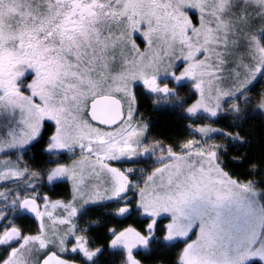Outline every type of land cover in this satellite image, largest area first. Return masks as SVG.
Returning <instances> with one entry per match:
<instances>
[{
	"label": "snow or ice",
	"instance_id": "obj_1",
	"mask_svg": "<svg viewBox=\"0 0 264 264\" xmlns=\"http://www.w3.org/2000/svg\"><path fill=\"white\" fill-rule=\"evenodd\" d=\"M226 73L231 84L223 87ZM258 78L264 0H0V182L18 185L0 191V245L10 248L0 264H76L62 258L67 252L97 264L104 249L77 219L105 201L115 205L106 213L113 220L141 219L107 229L121 264H142L141 252L180 240L178 264H264V190L233 178L224 146L208 142L217 132L243 138L201 125L193 133L203 143H149L136 108L142 87L156 103L175 101L187 118L241 120ZM189 83L198 98L185 108L180 91ZM49 126V167L10 158L40 143ZM77 149L70 164L56 158ZM139 157L159 166L133 179L136 169L113 164ZM86 173L99 181L91 191ZM45 180H70L72 200L41 195ZM18 213L34 215L35 234L14 223Z\"/></svg>",
	"mask_w": 264,
	"mask_h": 264
},
{
	"label": "trees",
	"instance_id": "obj_2",
	"mask_svg": "<svg viewBox=\"0 0 264 264\" xmlns=\"http://www.w3.org/2000/svg\"><path fill=\"white\" fill-rule=\"evenodd\" d=\"M137 109L142 123L148 125L145 138L149 143L162 141L164 144L178 146L189 139H197L199 134L193 133V128L199 125H210L213 128L220 129L224 133L233 135L239 134L243 140L235 141L227 135L217 136L218 145H223L222 160L233 178L241 181H255L258 185L257 190H264V112L258 108L259 94L264 92V78H260L248 92L251 103L244 109V119L236 120L231 114L223 113L215 119L200 116L199 119L187 118L184 110L176 106L175 101L154 102L153 96L146 95L145 90L138 87L136 90ZM193 93L187 85L180 91V98L186 99L185 108L194 100ZM243 107V98L240 101ZM195 121V123H193ZM50 125V122H49ZM53 131L52 127L47 128L40 143L35 144L26 154H22L24 165L29 168L39 170L49 167L46 162L50 159L48 154L44 153L48 136ZM178 150V148H177ZM61 163L68 164L71 157L68 153L56 157ZM133 165L141 166L143 170L151 171L155 163L153 157L139 158ZM40 194H48L53 199H69L71 197V188L67 181L56 184H48L46 180L37 184ZM10 187V185L5 186ZM115 207L111 202L92 205L88 211L78 217L80 228L86 229L90 239L94 242V247L104 249L103 254L97 260V264H121V256L118 252L108 248L110 234L107 232L109 227H126L128 224L139 226L141 219L133 215L123 222L113 220L106 215L110 207ZM14 223L19 226L25 234H35L38 231V221L31 214H17ZM164 223H167L165 220ZM164 224H161V228ZM183 240L177 241L173 245L164 244L154 245L151 251L141 252L139 259L142 264H178L179 254L184 247ZM10 248L6 245H0V260L6 259ZM70 260L80 263L81 257L74 253L63 254Z\"/></svg>",
	"mask_w": 264,
	"mask_h": 264
},
{
	"label": "rangeland",
	"instance_id": "obj_3",
	"mask_svg": "<svg viewBox=\"0 0 264 264\" xmlns=\"http://www.w3.org/2000/svg\"><path fill=\"white\" fill-rule=\"evenodd\" d=\"M138 43H139V41H138ZM141 46V49L143 50L144 49V47H145V45H143V44H141L140 45ZM181 71L183 70L182 69V67H181V69H180ZM225 76H226V79H225V82H224V84L222 85L223 87H228V86H230V84H231V79L230 78H228V76H227V73L225 74ZM260 78H258V80H259ZM257 80V81H258ZM256 83V82H255ZM254 83V84H255ZM190 89H191V91L193 92V96H194V100L193 101H191V103H193L194 101H195V99H197L198 97H197V94H195V92H194V90H192V86H191V84H190ZM142 88V87H141ZM138 89V88H137ZM136 89V90H137ZM143 89V88H142ZM144 90V89H143ZM137 92V91H136ZM154 98V97H153ZM155 99V98H154ZM164 102H166V101H164ZM190 103V104H191ZM136 108H137V104H136ZM262 112H264V109H260ZM201 116H203V117H206V118H210V119H215V118H217V117H215V118H213V117H210V116H208V114H206V113H203V114H201ZM137 120H138V122H140L141 124H144V123H142V121H141V118H140V115L138 114V116H137ZM209 125V124H208ZM199 126H201V125H199ZM199 126H196V127H199ZM224 133V132H223ZM198 134V133H197ZM222 134L220 133V132H217V133H214V134H212V138L208 141L210 144H215V145H218V141L216 140V137L217 136H221ZM198 140H200L201 141V143H203V139L201 138V136H200V134H199V137L197 138ZM22 154L23 153H16V154H14V155H11V159L13 160V161H16L17 160V158L18 157H20V158H22ZM69 155H70V157H71V161H72V159L73 158H76V159H78L79 158V155H80V153H79V150L77 149V152L75 153V154H73V153H68ZM139 158H147V157H139ZM139 158H133V159H131V160H127V161H120V162H113V164H114V166H117V167H121L122 169H126V168H133V169H136L137 171H135L134 173H133V176H132V178L133 179H140L142 176H143V173H150L151 171H145V170H143L142 168H141V166H138V165H133V163L134 162H136ZM4 159H8V157H5ZM71 161L68 163V164H70L71 163ZM153 162L155 163V165L153 166V168L154 167H157V166H159L157 163H156V157H153ZM152 168V169H153ZM140 170H143V172H141ZM86 179L88 180V187L86 188V191H91V189H92V185H95V184H97V183H99V181H98V179L97 178H95V177H87V173H86ZM65 181H67L68 183H69V185H70V188H71V197L69 198V199H53V198H50V196L48 195V194H46L51 200H53V201H55V200H61V201H71L72 200V195H73V191H72V182L70 181V180H65ZM18 187V185H16V184H11L10 185V188H12V189H15V188H17ZM21 188H22V185L20 186ZM39 187V186H38ZM9 190V187H5V186H3V182H0V191H4V192H7ZM39 192H40V189H39ZM29 194H31V192H29ZM106 202H110V201H105V202H103V203H106ZM102 203V204H103ZM95 205H97V204H95ZM90 206H92V205H90ZM89 206V207H90ZM61 210H57V212L59 213ZM10 215V217H11V214H9ZM32 215V214H31ZM32 216H34V215H32ZM35 218V217H34ZM77 222H78V219H77ZM193 240L194 239H196V236L195 235H192V237H191ZM67 253H70V252H67ZM67 253H64V254H67Z\"/></svg>",
	"mask_w": 264,
	"mask_h": 264
},
{
	"label": "water",
	"instance_id": "obj_4",
	"mask_svg": "<svg viewBox=\"0 0 264 264\" xmlns=\"http://www.w3.org/2000/svg\"><path fill=\"white\" fill-rule=\"evenodd\" d=\"M62 258H65V257H62ZM65 259H67V258H65ZM70 260V259H69ZM76 262V261H75ZM76 264H80L79 262H76Z\"/></svg>",
	"mask_w": 264,
	"mask_h": 264
},
{
	"label": "flooded vegetation",
	"instance_id": "obj_5",
	"mask_svg": "<svg viewBox=\"0 0 264 264\" xmlns=\"http://www.w3.org/2000/svg\"><path fill=\"white\" fill-rule=\"evenodd\" d=\"M188 86H190V83L188 84ZM190 91H191V89H190ZM192 92V91H191ZM193 93V92H192Z\"/></svg>",
	"mask_w": 264,
	"mask_h": 264
}]
</instances>
